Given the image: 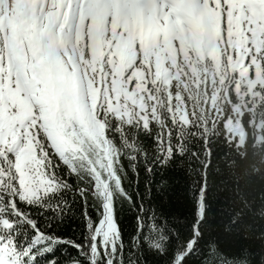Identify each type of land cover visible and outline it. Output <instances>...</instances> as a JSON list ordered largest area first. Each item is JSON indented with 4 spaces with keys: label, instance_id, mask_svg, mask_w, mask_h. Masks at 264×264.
Listing matches in <instances>:
<instances>
[{
    "label": "snow or ice",
    "instance_id": "1",
    "mask_svg": "<svg viewBox=\"0 0 264 264\" xmlns=\"http://www.w3.org/2000/svg\"><path fill=\"white\" fill-rule=\"evenodd\" d=\"M189 33L223 41L234 60L239 49L250 76L264 69V0H0V264H38L60 244L75 249L70 264H141L144 247L167 264H209L206 186L186 235L147 214L131 235L119 224L123 203L140 207L122 160L135 171L141 138L167 163L215 123L193 120L176 94L172 52ZM76 202L84 230L65 238L55 229Z\"/></svg>",
    "mask_w": 264,
    "mask_h": 264
},
{
    "label": "trees",
    "instance_id": "2",
    "mask_svg": "<svg viewBox=\"0 0 264 264\" xmlns=\"http://www.w3.org/2000/svg\"><path fill=\"white\" fill-rule=\"evenodd\" d=\"M255 63L250 76V67L237 63L232 48L225 50L221 42L212 54L198 60L188 49L184 57L176 56L174 67L179 71L173 80L178 81L181 107L186 105L189 112L195 107L193 120L207 118L215 123L201 124L203 135L192 130L190 152L167 163H156L159 153L148 137L141 138L146 152L141 151L133 162L135 171L127 159L122 160L128 173L124 186L140 206L121 205L119 224L126 236L135 232L136 217L145 214L149 221L156 216L186 235L197 216L199 189L206 186L201 230L209 264H221L214 252L229 259L246 254L248 264H264V69ZM192 153L200 154L199 161ZM80 207L79 202L73 205V213L56 227L58 234L81 236ZM76 255L75 249L60 244L52 253L39 256L38 264L51 260L70 264ZM141 264H167V260L144 247ZM192 264H200V259L194 258Z\"/></svg>",
    "mask_w": 264,
    "mask_h": 264
},
{
    "label": "rangeland",
    "instance_id": "3",
    "mask_svg": "<svg viewBox=\"0 0 264 264\" xmlns=\"http://www.w3.org/2000/svg\"><path fill=\"white\" fill-rule=\"evenodd\" d=\"M184 42L187 43V44H190V46L192 48V51H193V54L196 56V58L197 57L204 58V57L212 54L214 49H215V46L217 45L214 40L213 41H209L207 39V37L204 36V35L196 36V35H193L191 33H189V35L185 37V39H184L183 43L181 44L180 48H182ZM238 42L239 41H233L232 43H238ZM222 43H223V41H222ZM228 48H231V46L228 47ZM172 55L173 56L176 55L175 49H173ZM236 60H239V61L243 60V56L240 55L239 49L237 51Z\"/></svg>",
    "mask_w": 264,
    "mask_h": 264
}]
</instances>
